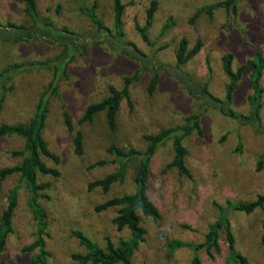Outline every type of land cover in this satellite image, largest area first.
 <instances>
[{"label": "rangeland", "instance_id": "374dc122", "mask_svg": "<svg viewBox=\"0 0 264 264\" xmlns=\"http://www.w3.org/2000/svg\"><path fill=\"white\" fill-rule=\"evenodd\" d=\"M36 1L41 18L80 35L79 49L68 61L65 75L59 79L58 89L50 99L43 131L47 144L61 158L57 165L60 170L58 176L40 175L41 180L50 182L40 199L47 216V264L69 262L72 252L85 251L72 234L73 230L83 231L100 245L104 244L106 236L114 242L128 236L126 229L118 230L112 222L116 208L97 212L94 206L109 196L134 190L133 176L138 160L128 163L126 180L114 183L108 193L99 188H88L92 180L117 169L118 162L107 151L108 145L115 143L121 147L143 149L146 144L143 134L183 125L187 116L198 113L201 133L193 132L183 138L191 177L179 175L175 168L164 171L173 156L171 139L161 145L152 158L149 190L162 217L158 222L144 220L147 229L145 241L131 259V264H189L191 249L180 247L169 252L167 242L172 239L194 243L203 241L208 226L217 218L215 204L225 205L227 199L252 200L264 193V165L257 169V162L264 152V135L251 125L240 124L222 114L217 105H206L201 99L191 96L172 70L175 53L182 36L189 39L190 46L201 39V50L181 67V71L194 82H206L210 91L223 99L228 78L222 68L221 56L232 52L234 67L257 51L264 57V0H237L235 13L218 7L211 15L203 12L195 20L191 18L200 7L220 0H157L158 7L148 28L149 42L141 38L135 24H144L151 0H123L126 4L122 15L124 39L146 53L151 60L146 68H142L139 54L132 46L112 47L107 41L112 35L98 39L91 37L95 26L80 11V4L92 6L95 3L96 14L114 34L111 0ZM167 20H171L173 25L162 31ZM0 23H30L21 0H0ZM61 47L63 45L43 39L0 40V68L13 62L52 59ZM155 70L159 73L158 82L150 91L149 82ZM127 77L132 79L130 98L121 101L116 129L108 128L103 112L91 122L79 123L88 103L106 96L110 85L121 88ZM51 78L50 69L33 66L7 82L0 122L27 121ZM261 84L264 86V70ZM251 93L249 70L246 69L237 84L231 106L248 113L247 96ZM64 109L83 134L81 155L74 152L71 135L65 128ZM261 118L264 123V93ZM22 146L23 140L19 137L3 138L0 142V167L15 163L17 157H13L11 151ZM97 160L106 162L93 165ZM17 183V174L2 182L0 213L8 190ZM262 217L260 208L249 214L238 210L229 212L235 246L251 264H264ZM13 224L14 230L8 237L0 264H32L31 252L24 247L34 238V221L27 205V193L22 187ZM219 242L221 251L213 256L204 249L198 251L202 264H223L228 249L222 231Z\"/></svg>", "mask_w": 264, "mask_h": 264}, {"label": "trees", "instance_id": "16d2710c", "mask_svg": "<svg viewBox=\"0 0 264 264\" xmlns=\"http://www.w3.org/2000/svg\"><path fill=\"white\" fill-rule=\"evenodd\" d=\"M81 1V0H78ZM113 8V26L114 34L110 27L106 26L102 19L96 14L94 3L92 6L80 4V11L88 16L95 26L92 33L94 39L108 37V42L115 48H121V45H130L134 51L139 54L142 68H146L151 60L146 53L130 41L124 39L122 28V15L126 4L123 0H111ZM24 5V12L28 16L30 23L25 24H1L0 40L10 41H28L32 39H43L50 43L63 45L58 54L52 59L30 63L13 62L0 68V109L7 96V82L13 80L20 72L37 68H46L52 71V78L47 84V88L40 94L34 107V112L27 121L21 122H0V142L8 136L19 137L23 140V146L20 149L11 151L17 161L13 164L0 167V188L2 182L12 176L18 175V183L12 186L6 194V202L0 213V259L5 250L9 235L14 230V213L18 205L20 188H24L27 193V205L31 210L34 221V238L31 243L24 247V250L31 252L30 261L32 264H47L49 255L46 249V237L48 236L46 211L42 206L40 199L44 196V190L50 186L49 181L41 180L40 175L58 176L60 170L57 165L60 163V155L51 150L44 138V128L46 124L48 106L50 99L58 89L59 79L65 75L67 63L71 60L79 49L80 35L67 27H58L47 18H41L37 8L36 0H21ZM158 7L157 0H151L146 9L145 22L143 25L135 24L141 38L149 42L148 28L151 26L154 13ZM222 7L230 9L234 13L237 8V0H220L212 4L200 7L192 16L195 20L203 12L211 15L213 10ZM173 25L171 20L163 25L162 31ZM203 41L197 39L190 46L189 39L182 36L176 53L175 64L172 68L174 74L181 79L186 91L194 98L201 99L206 105H217L220 112L227 117L236 120L240 124H249L257 132L264 135V123L261 118L262 96L264 86L261 84V78L264 70V57L257 51L251 58H248L241 65L233 66V53L225 52L221 56L222 68L228 78L225 84L224 98L214 95L204 82L199 84L192 81L181 71V67L202 48ZM248 69L252 93L247 96L250 105L248 113L236 110L231 106L235 89L240 81L243 72ZM159 73L155 70L149 82V90L153 91L158 82ZM131 78L124 79V85L121 88L114 85L109 86V93L103 98L88 103L79 118V123L91 122L95 116L103 112L108 128L116 129L118 125V112L123 98L129 99V84ZM63 122L67 132L71 135L74 152L81 155L84 150L83 134L76 128L67 110L62 111ZM200 114L193 113L185 118L183 125L163 128L155 133L143 134L146 144L145 148H136L133 146L121 147L115 143H110L107 151L114 156L118 162L115 171L105 174L103 177L92 180L88 183V188H99L102 192L108 193L114 183H123L126 180L128 163L137 159V167L133 176L134 190L118 195H112L94 206V210L101 212L109 208H116V213L112 217V222L118 230L126 229L128 236L120 238L114 242L110 237H104V244L92 240L83 231L76 229L72 234L78 239L80 245L85 248L84 252H72L69 262L63 264H131L132 255L140 244L145 241L147 229L144 225L145 219L158 222L161 217V211L157 203L151 198L149 181L151 174V161L157 149L171 139L173 151L172 159L165 165L164 171L175 168L179 175L191 177L190 170L186 163L187 149L183 143V138L193 132L201 133ZM51 161L53 164L48 162ZM105 160H97L93 165L105 163ZM264 165V152L260 155L257 162V169ZM217 209V218L210 224L204 234L201 242L194 243L172 239L167 242L169 252L180 248L188 247L192 251L189 264H202L198 253L204 249L207 254L213 256L221 251L219 242L220 232H224L227 242V253L223 264H251L247 256L241 253L235 246V237L231 227L229 212L231 210L242 211L246 214L260 208L262 217L261 243L264 245V193H260L252 200L227 199L225 205L215 204Z\"/></svg>", "mask_w": 264, "mask_h": 264}]
</instances>
